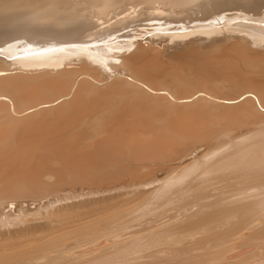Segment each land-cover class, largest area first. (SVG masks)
<instances>
[{
	"label": "bare ground",
	"instance_id": "obj_1",
	"mask_svg": "<svg viewBox=\"0 0 264 264\" xmlns=\"http://www.w3.org/2000/svg\"><path fill=\"white\" fill-rule=\"evenodd\" d=\"M261 24L264 0H0V264H264Z\"/></svg>",
	"mask_w": 264,
	"mask_h": 264
},
{
	"label": "rangeland",
	"instance_id": "obj_2",
	"mask_svg": "<svg viewBox=\"0 0 264 264\" xmlns=\"http://www.w3.org/2000/svg\"><path fill=\"white\" fill-rule=\"evenodd\" d=\"M243 13H244V12H243ZM246 15H247V14H246ZM244 22H247V21H244ZM261 25H264V24H261ZM174 26H179V24H178V25H174ZM235 26H236V25H235ZM235 26H234V27H235ZM168 27H169V26H168ZM170 27H172V26H170ZM236 27L240 28V26H236ZM241 28H243V29H248V30L250 29V28H247V27H241ZM244 33H245V31H243L241 34H244ZM152 34H153V33H152ZM149 35H150V34H147V36H149ZM181 50H182L181 48H179L178 50L176 49L175 51H174V50L172 51V49H169V51H172V55L175 54L176 52L179 53ZM175 55H176V54H175ZM252 70H253V69H252ZM228 91H229L230 93H229ZM232 91H233V93H235V91H237V90H235V91H234V90H231V91H230V89L227 90V88H226V90H223V89L221 88V92H222V94H223V93H226V94H233ZM235 94H236V93H235ZM233 95H234V94H233ZM175 162H177V161L175 160V161H173V162H171V163H175ZM151 164H152L151 167H152L153 169H154V167H155V168H158V170H160V169L163 168V167H161L160 165L156 164L155 162H153V163H151ZM154 164H155V165H154ZM175 164H176V163H175ZM163 169H164V168H163ZM163 169H162V170H163ZM156 170H157V169H156ZM164 171H165V169H164ZM164 171H159V173L162 174ZM161 174H160V175H161ZM65 189H66V188H65ZM65 189H64V190H65ZM68 190H69V189L67 188L65 191H68ZM85 192H87V191H85ZM106 195H108V194H106ZM95 196L98 197V199H100L99 196L101 197L102 195H86V196H83V197L85 198V201H86L87 198H88V201H90L91 199H94ZM103 196H104V195H103ZM103 196H102V197H103ZM51 197H52V196H51ZM83 197H81L80 199H81V200H84ZM92 197H93V198H92ZM102 197H101V199H102ZM106 197L108 198L109 196H106ZM106 197L104 196L103 198H106ZM110 197H112V195H110ZM89 198H91V199H89ZM75 199H76V200H75ZM80 199H79V198H73V200L71 199V201H70V200L65 201V205H66L68 202L71 204V203H73V202L75 203L76 201H77V202L79 201L78 203H80V201H81ZM94 200H96V199H94ZM77 202H76V203H77ZM69 203H68V204H69ZM17 204H18V203H17ZM63 204H64V202L62 203V205H63ZM60 205H61V204H60ZM60 205H58V204H57V205H54V207H51V210H53L55 207H56V208H57V207H60ZM62 205H61V206H62ZM63 206H64V205H63ZM30 207H31V208H30ZM35 207H36V208H35ZM17 208H21V207H18V205H13V208L10 210V213L12 212L11 214L14 215V217H16V215L18 216V214H20V210L17 209ZM56 208H55V209H56ZM7 209H8V208H7ZM27 209H28V211L30 212V213H29L30 215L28 216V215L26 214V215H25L26 218H25L24 216H22L21 218H23V220H24V219H25V220L22 221V223H21L20 220H22V219H20V220H19L20 222H18V224H17V222H16L15 224L13 223V224L15 225V227H14V225L12 224L13 229H11L12 227H10L9 229H11V230H18V229H17L18 227H20V229H22L21 227H24V228H25L27 225H28L27 227H31V226L36 227L37 225H36L35 223H37L38 226H39L40 224H44V222L48 219L47 214H46L45 212H41V211H39V210L37 211V209H39V208H37V206L34 205V204L30 205ZM42 209H43V208H42ZM34 211H36V212H34ZM31 212H32V213H31ZM37 212H39V213H37ZM40 212H41V213H40ZM33 213H34V214H33ZM31 214H32L33 216H32ZM37 214H38V215H37ZM41 214H42V216H44V218L41 216ZM43 214H44V215H43ZM45 215H46L47 217H46ZM27 217H29V218H27ZM28 221H29V222H28ZM27 222H28V223H27ZM39 222H40V223H39ZM20 223H21V224H20ZM19 224H20V226H18ZM10 225H11V223L8 224V227H9ZM21 225H23V226H21ZM34 225H35V226H34ZM16 226H17V228H16ZM33 227H32V228H33ZM11 264H12V263H11Z\"/></svg>",
	"mask_w": 264,
	"mask_h": 264
}]
</instances>
